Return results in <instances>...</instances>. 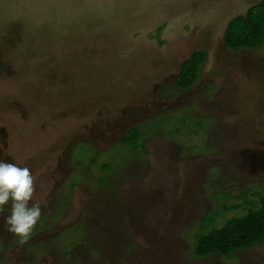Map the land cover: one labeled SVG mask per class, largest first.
Wrapping results in <instances>:
<instances>
[{
  "label": "rangeland",
  "instance_id": "rangeland-1",
  "mask_svg": "<svg viewBox=\"0 0 264 264\" xmlns=\"http://www.w3.org/2000/svg\"><path fill=\"white\" fill-rule=\"evenodd\" d=\"M262 1L0 0V160L43 202L24 241L0 211V264H264V244L194 256L264 195V43H225Z\"/></svg>",
  "mask_w": 264,
  "mask_h": 264
},
{
  "label": "trees",
  "instance_id": "trees-1",
  "mask_svg": "<svg viewBox=\"0 0 264 264\" xmlns=\"http://www.w3.org/2000/svg\"><path fill=\"white\" fill-rule=\"evenodd\" d=\"M225 43L232 50L256 49L264 43V1L252 6L246 16H239L231 21ZM203 61L202 52L196 51L184 62L185 69L181 70L177 80L180 88L188 89L196 83ZM228 196L231 197V194ZM240 198L247 205L246 213L234 215L221 227L215 225L216 217L206 225L204 221V230L195 237V257L221 255L232 258L238 251L264 244V195L251 190L241 194ZM237 208L240 206L226 205L220 214Z\"/></svg>",
  "mask_w": 264,
  "mask_h": 264
},
{
  "label": "clouds",
  "instance_id": "clouds-1",
  "mask_svg": "<svg viewBox=\"0 0 264 264\" xmlns=\"http://www.w3.org/2000/svg\"><path fill=\"white\" fill-rule=\"evenodd\" d=\"M36 179L29 167L0 160V211L11 202L4 222L7 231L21 241L28 239L42 215L43 202H33L37 192Z\"/></svg>",
  "mask_w": 264,
  "mask_h": 264
},
{
  "label": "flooded vegetation",
  "instance_id": "flooded-vegetation-1",
  "mask_svg": "<svg viewBox=\"0 0 264 264\" xmlns=\"http://www.w3.org/2000/svg\"><path fill=\"white\" fill-rule=\"evenodd\" d=\"M258 153H256V156L254 157L255 158V160H259L258 158H259V156L257 155ZM264 156H262V158H263Z\"/></svg>",
  "mask_w": 264,
  "mask_h": 264
}]
</instances>
